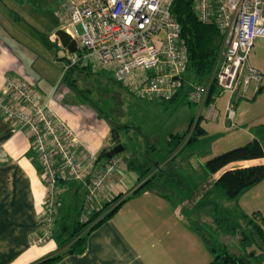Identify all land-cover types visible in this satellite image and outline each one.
<instances>
[{
	"label": "crops",
	"instance_id": "obj_1",
	"mask_svg": "<svg viewBox=\"0 0 264 264\" xmlns=\"http://www.w3.org/2000/svg\"><path fill=\"white\" fill-rule=\"evenodd\" d=\"M12 1L14 0H0V92L9 75L25 79L35 86L43 99L50 101L55 112L79 134L90 153L98 157L102 149L113 148L118 142L111 143V125L101 117L103 115L92 108L68 103L69 89L66 85L58 84L61 73L58 74L57 71L64 65L50 54L46 49L47 44H41L44 42L43 36H35L31 46L21 41L20 35L26 27L19 24L29 12L24 10L26 14L23 16L13 14L8 6ZM19 1L22 5L50 2L55 6L56 12L63 15V0ZM61 17L63 21V16ZM62 27L63 23L59 26L56 23L57 30ZM55 31L50 35L53 40L56 37ZM249 61L264 74V38L256 40ZM230 103L236 109L235 126L244 127L245 132L252 137L251 140L262 139L264 82L251 84L246 92L221 93L215 100V111L218 112L208 116L207 110L201 111L197 116L200 117V124L202 119H217V124L235 127L226 120ZM204 128L206 135L209 129ZM155 146V154L149 152L153 159L166 154V150L163 152ZM147 151L132 155H144ZM0 154V264H37L59 253L64 247L56 237L43 245L34 244L35 237L41 233L47 194L41 161L34 150L28 129L1 115ZM132 155L118 154L123 163L100 194L94 209L102 211L108 201L118 196L123 199L129 195L122 206L89 233L84 253L70 254L50 264H205L213 258L214 254L205 238L195 223L191 222L189 214L184 212V203H176L169 192L158 189V186L168 184L169 177L150 189L132 194L140 184L139 173L129 169L124 160ZM107 157L97 159L88 178L102 169ZM258 162H264V159L239 164ZM218 177L219 174H211L212 185ZM61 186L62 214L82 210L86 184L66 181ZM216 195L212 198L215 199ZM235 201L241 215L259 213L264 216V180L245 191ZM104 214L105 212H101L99 218Z\"/></svg>",
	"mask_w": 264,
	"mask_h": 264
},
{
	"label": "built area",
	"instance_id": "obj_2",
	"mask_svg": "<svg viewBox=\"0 0 264 264\" xmlns=\"http://www.w3.org/2000/svg\"><path fill=\"white\" fill-rule=\"evenodd\" d=\"M174 1L63 0L62 29L78 43L68 56L67 69L106 68L140 99L169 100L189 84L190 101L207 108L208 116L215 112V100L208 103L213 83L221 94L246 92L251 84L264 82L263 72L249 61L256 40L264 38V0H196L198 19L215 23L222 35L220 54L206 83L187 78L188 52L181 25L172 13ZM0 115L28 129L41 161L47 194L41 233L34 244L43 245L53 238L59 219L61 182L86 184L81 215L85 221L123 160L118 155L108 158L88 178L98 157L25 79L7 77L0 92ZM226 116L235 126L232 103Z\"/></svg>",
	"mask_w": 264,
	"mask_h": 264
},
{
	"label": "rangeland",
	"instance_id": "obj_3",
	"mask_svg": "<svg viewBox=\"0 0 264 264\" xmlns=\"http://www.w3.org/2000/svg\"><path fill=\"white\" fill-rule=\"evenodd\" d=\"M51 4L49 2L22 5L19 0H14L9 2L8 6L13 14L23 16L26 14L25 11L29 12V16L27 15L19 24L23 28L26 27L20 35L21 41L31 46L35 36L36 38L43 36L44 42L41 44H47L46 49L50 54L58 63L64 65L57 71L58 74L61 73L58 84L66 85L69 89L68 103L92 108L108 122L120 126L118 141L113 140V137L111 141L125 146L126 150L120 154L132 155L148 150L154 155L152 145H157L163 152L166 150V154L162 152V156L156 160L159 162L158 168L171 172V176H168V184L158 186V189L169 192L176 203H184V212L189 214L192 223L203 227L212 246L216 248L226 246L232 251L242 252L243 232L248 230L246 221L240 214L236 201L227 199L222 194L217 193L215 199L210 198L218 204L217 211L211 208L210 204L207 205L211 201L203 195L206 189L212 187V179L205 163L207 159L217 154L247 143L252 137L250 138L244 127L239 125L229 128L217 124V119L213 121L202 119L201 125L209 129V133L174 158L168 147L170 135L188 131L184 145L195 131L198 123L195 122L196 117L201 111H206L205 107L200 110L199 105L190 101L188 96L190 85H185L178 100L170 102L156 98H138L120 85L112 72L102 67H76L75 70H71L70 78L67 80L66 62L70 52L57 38L56 23L58 26L63 23L62 15H59L55 6ZM54 31L56 37L53 40L50 35ZM188 79L201 83L208 81L196 76ZM158 168L154 166L151 174H148L153 176L159 171ZM256 243L254 241L252 245L243 247L244 251L259 250Z\"/></svg>",
	"mask_w": 264,
	"mask_h": 264
},
{
	"label": "trees",
	"instance_id": "obj_4",
	"mask_svg": "<svg viewBox=\"0 0 264 264\" xmlns=\"http://www.w3.org/2000/svg\"><path fill=\"white\" fill-rule=\"evenodd\" d=\"M195 4L196 0H175L172 6V13L181 24V34L187 47V78L196 76L200 79L204 78L208 80L214 72L220 54L222 35L215 23H203L198 19ZM89 67L87 66L86 68ZM71 70L75 69H67L65 76L67 80L70 78ZM182 91L178 92L171 99L164 101L175 102ZM219 94V89L213 83L208 103L216 100L214 96ZM197 122L194 133L187 139L184 145L183 142L186 139L188 131L182 134L170 135L168 147L174 158L187 147L195 145L206 133V129L201 126L200 121L198 120ZM109 123L111 125L113 140H115L114 135L118 132L120 126L111 122ZM151 148L154 151L157 150L155 145H152ZM110 149H102L98 158L107 157ZM254 159H264V137L262 139L255 138L244 145L234 147L207 159L205 163L207 171L210 174H219V177L215 180L212 187L205 191L203 197L210 199L215 194L220 193L227 199L237 200L245 191L259 184L264 180V162L251 165L239 164L240 162ZM124 160L129 169L136 170L139 173L140 184L133 190L132 194L150 189L168 176H171V172L158 168L159 162L149 155V151L144 155L126 157ZM232 164L235 165L230 167ZM154 166L159 171L151 176L149 174H151ZM126 198L120 199V196L115 197L104 205L102 211H97L93 207L91 214L85 221L81 219L83 210L80 209V211L62 214V209L60 208L59 219L57 220L53 237H56L64 248L59 253L37 264H50L70 254L84 253L87 249L89 233L115 213L125 202ZM210 201L207 205L210 204L211 208L217 211L218 204L211 199ZM101 212H105V214L99 218ZM242 217L248 226V230L243 232L242 246L248 247L256 241V247L259 250L244 251L242 247V252L238 253L226 246L216 248L211 245L206 231L199 225L196 228L201 232L214 254L213 260L208 264H264V216L254 213L253 215L243 214Z\"/></svg>",
	"mask_w": 264,
	"mask_h": 264
},
{
	"label": "water",
	"instance_id": "obj_5",
	"mask_svg": "<svg viewBox=\"0 0 264 264\" xmlns=\"http://www.w3.org/2000/svg\"><path fill=\"white\" fill-rule=\"evenodd\" d=\"M56 35L61 45L67 48L69 52H74L78 49L77 40L72 39V36L64 29L60 28L56 31ZM115 140L118 141L119 133L116 132L114 136ZM125 150V146L121 143H117L113 148L110 149L107 156L108 158L114 157L122 153Z\"/></svg>",
	"mask_w": 264,
	"mask_h": 264
},
{
	"label": "bare ground",
	"instance_id": "obj_6",
	"mask_svg": "<svg viewBox=\"0 0 264 264\" xmlns=\"http://www.w3.org/2000/svg\"><path fill=\"white\" fill-rule=\"evenodd\" d=\"M180 25H181V24H180ZM206 110H207V108H206ZM216 111H217V110H216ZM216 111H215V112H216ZM217 112H218V111H217ZM206 113H207V112H206ZM215 114H216V113H215ZM214 116L216 117L217 115H214ZM202 117H203V116H202ZM226 120H227V119H226Z\"/></svg>",
	"mask_w": 264,
	"mask_h": 264
}]
</instances>
